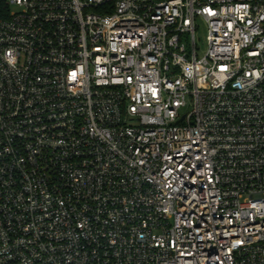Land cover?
Returning <instances> with one entry per match:
<instances>
[{
	"label": "built area",
	"instance_id": "1",
	"mask_svg": "<svg viewBox=\"0 0 264 264\" xmlns=\"http://www.w3.org/2000/svg\"><path fill=\"white\" fill-rule=\"evenodd\" d=\"M0 264H264V0H0Z\"/></svg>",
	"mask_w": 264,
	"mask_h": 264
},
{
	"label": "rangeland",
	"instance_id": "2",
	"mask_svg": "<svg viewBox=\"0 0 264 264\" xmlns=\"http://www.w3.org/2000/svg\"><path fill=\"white\" fill-rule=\"evenodd\" d=\"M205 30L203 28H200V30L196 34V39H197V45H198V53L201 54V52L204 49V44L200 43V40H204L205 36Z\"/></svg>",
	"mask_w": 264,
	"mask_h": 264
}]
</instances>
